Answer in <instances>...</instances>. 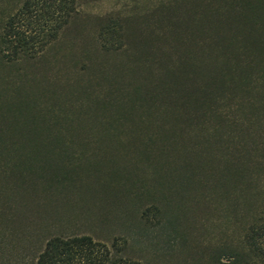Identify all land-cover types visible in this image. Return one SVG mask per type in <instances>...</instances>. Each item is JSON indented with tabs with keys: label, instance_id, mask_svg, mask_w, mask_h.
Segmentation results:
<instances>
[{
	"label": "trees",
	"instance_id": "16d2710c",
	"mask_svg": "<svg viewBox=\"0 0 264 264\" xmlns=\"http://www.w3.org/2000/svg\"><path fill=\"white\" fill-rule=\"evenodd\" d=\"M77 13L76 0H22L0 22V68L34 67ZM135 19L101 34V52L115 60L107 86L79 77L84 68L65 83L28 82L0 106V225L12 227L23 206L38 220L29 235L44 230L42 198L75 178L74 144L62 141L160 142L182 161L187 188L232 203L238 241L216 264H264V0H155ZM125 246L56 235L35 264H141Z\"/></svg>",
	"mask_w": 264,
	"mask_h": 264
},
{
	"label": "rangeland",
	"instance_id": "374dc122",
	"mask_svg": "<svg viewBox=\"0 0 264 264\" xmlns=\"http://www.w3.org/2000/svg\"><path fill=\"white\" fill-rule=\"evenodd\" d=\"M76 1L77 15L45 58L33 65L35 68L25 67L26 72L0 68V106L17 101L18 92H29L28 82H42L44 76L52 83H65L75 78L70 72L87 68L79 77L86 81L95 75L100 80L108 79L115 60L101 52L104 29L112 22L124 27L130 17L137 19L146 11L151 15L155 3ZM21 3L0 0V22ZM134 21L130 32L136 27ZM103 79L102 86H107L109 82ZM2 115L0 108L3 133L7 122ZM7 137L4 141L11 142ZM62 142L74 144L70 150L76 154L75 178L66 190L61 189V195L42 198L40 213L45 216L38 225L44 230L29 235L38 228L27 224L38 220L29 222L24 216L28 208L23 206L12 227L3 221L0 264H35L36 251L56 235H86L105 244L121 241L126 245L125 255L141 264H216L218 255L236 245L238 230L232 203L222 200L214 189L207 191L195 185L187 188L182 161L170 158L166 144L131 143L127 139ZM196 181L201 182L199 178ZM37 208H30V212Z\"/></svg>",
	"mask_w": 264,
	"mask_h": 264
}]
</instances>
